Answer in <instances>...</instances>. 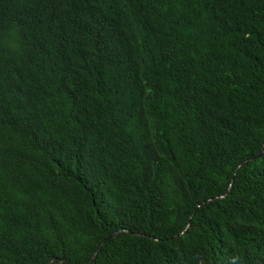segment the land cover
I'll return each instance as SVG.
<instances>
[{"label": "trees", "instance_id": "1", "mask_svg": "<svg viewBox=\"0 0 264 264\" xmlns=\"http://www.w3.org/2000/svg\"><path fill=\"white\" fill-rule=\"evenodd\" d=\"M262 153L264 0H0V264H264Z\"/></svg>", "mask_w": 264, "mask_h": 264}, {"label": "water", "instance_id": "2", "mask_svg": "<svg viewBox=\"0 0 264 264\" xmlns=\"http://www.w3.org/2000/svg\"><path fill=\"white\" fill-rule=\"evenodd\" d=\"M262 155H264V153H262L261 156H262ZM120 232H121V230L115 232L114 234H112V235L108 238V240L111 239V238H114L115 236H117L118 234H120ZM97 254H98V252H96V253L94 254L93 258H92L87 264H91L92 261H93V259L96 258ZM50 264H51V263H50Z\"/></svg>", "mask_w": 264, "mask_h": 264}]
</instances>
